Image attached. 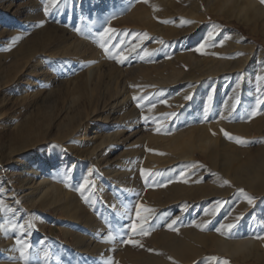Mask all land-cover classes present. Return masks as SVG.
I'll return each instance as SVG.
<instances>
[{"label":"rangeland","instance_id":"rangeland-1","mask_svg":"<svg viewBox=\"0 0 264 264\" xmlns=\"http://www.w3.org/2000/svg\"><path fill=\"white\" fill-rule=\"evenodd\" d=\"M209 1L59 0L58 5L53 6L46 0H0V85H3L0 88V180L4 187H1V190L5 192V195L0 192V225H3L0 227V232L5 238L11 240L10 242L13 241L10 243L12 248L14 247L20 252L26 251L24 254L27 257V264H56L50 257V253H47L49 259L40 257L41 254L43 256V252L52 247L57 248L62 256L61 264H144L151 256L159 253L165 254L162 251L166 244L186 241L181 237L180 229L193 228L198 221L199 223L206 222L205 209L221 205L222 198H218L206 207L203 201H198L193 205L195 207L193 213H189L185 217H181L174 203L168 204L167 207H161L164 202H162L160 191H163L168 184L180 180V176H177L176 165H155V162L163 163L177 153L173 151V148L169 149L168 147L175 142V134L189 125H207L215 120L214 111L217 102L209 103V116L195 117L196 111L201 110L200 105L196 110H193L192 104L196 101V95L201 93L200 97L203 100L207 99L205 97L211 100L213 97H209L210 88L215 79L224 81L226 86L231 84L233 86L236 85L235 80L239 75L249 72L245 69L242 74L225 72L221 76H215L216 78L210 76L201 83V87L190 95V102L181 110L169 108V104H166L167 98L159 100L158 98L162 97L167 90L157 88L151 80L165 73V75L169 74L174 68L183 72L182 79L189 75L192 77L210 72L218 66L222 59H232L231 61L235 59L236 53L225 54L226 52H224L223 48L228 44L236 47L240 45L253 46L254 54L259 53L261 60L252 57L249 63L254 60L255 64L256 62L263 63L264 69L263 23L261 21H242L238 16L233 15L234 13L230 14L232 12L224 6V0H220L221 2L219 0ZM260 1L264 2V0ZM45 7L49 9L47 13L44 11ZM135 15L136 17H134ZM139 15H142L141 20L138 19ZM41 24L42 26H40ZM158 26L161 29H158ZM109 29L116 31L109 32ZM47 31L54 38V40L51 39L49 48L57 49L59 47L57 49L59 52L53 50L55 53L63 52L70 44L71 46L74 44L75 46H84V48L81 47L83 52L54 57L38 54L36 58H38L37 61L41 60L43 63L40 69L43 72L39 70L38 77L35 76L36 78L33 79L31 75L33 64L31 63L32 66L30 63L27 65L31 69L23 67L24 63L28 61L25 58L27 50L14 51V48L18 39L23 44L24 40L43 37ZM160 31H164L167 40H158ZM192 33L194 34L190 39L189 36ZM79 42L81 43L79 44ZM102 44L104 47L101 46ZM105 47L109 49L107 52ZM49 48L48 51L51 50L49 53H54ZM85 51L86 53H84ZM242 53L244 52L240 51L239 55ZM85 55L90 58L84 59ZM140 63L147 66L146 70L140 68L136 71L135 67L140 66L138 65ZM21 67L23 69L18 75L17 70ZM98 67L102 69L100 73L96 70ZM89 70L95 72V75L89 76L90 90L96 88L97 83H100V105L104 103L111 90L118 87L120 93L118 96H130L136 109L135 112L145 113L137 119V124L141 123V136L139 135L138 142L134 144V149L132 147L133 150L131 148L115 149L109 155L112 166L115 168L113 171L117 170V174L122 173L125 175V179L136 176L140 183L148 175L152 178L153 183L150 184L151 181H148V185L145 184L141 190L130 194V196L119 198L114 195L113 199L116 201L118 199V205L113 202L110 203V206L103 204V200L89 191L90 188L96 187L97 182L102 178V173L92 161H98L101 159L99 156L101 152L106 154L108 151L107 148L103 151L98 147L102 136L112 135L119 130H127L124 123L115 122L112 125L113 122L102 124L92 121L89 133L90 138L94 139L91 140L92 142L90 140L86 142L62 141L59 137L62 135L63 128L54 129L52 127L51 134L55 135L52 141L39 144L37 150L32 153L33 156L37 153L38 157L45 161L54 158V164L44 177L58 185L60 191L66 194V202L62 204L49 201L50 203L43 204L41 201H30L24 198L23 194H19L22 190L13 179L18 169L5 162L10 144L9 139L15 132L14 126L20 127L29 120H41L45 114L54 118V123L58 124L56 123L58 116L65 113L69 107V101L63 98L64 92L78 87L83 80H86ZM14 74L16 75L14 76ZM45 75L50 76V82H45L43 77ZM11 76L14 78H10ZM15 78L19 79L15 80ZM32 80L36 82L34 83L36 86H33L32 89L34 92L39 90L38 95H34L31 88V91L28 90L26 83ZM6 81L9 83L4 85ZM134 81L135 83H133ZM181 82L174 91L179 100L185 99L193 85L190 80ZM262 84L264 85V80ZM136 87L140 88L142 96H146L148 99L146 103L140 102L139 97L136 98L137 95L134 91ZM47 94L49 95L46 97ZM26 96H29L28 101L23 99ZM158 103H163L165 107L160 111L161 114L153 107ZM253 106L244 104V102L243 104L235 102V112L240 114L237 121L243 119L241 122L244 123L249 120H258L263 113L260 121L264 123V103L261 104L260 110ZM147 109L150 111L149 113H146ZM13 123L14 126H12ZM98 131L101 135L94 137L93 135ZM209 132L211 135H216L212 129H209ZM228 133L233 135V139H228L230 144H243L238 143L236 138L243 141L244 136ZM251 141H249L251 143L249 146L253 148L260 144L255 138ZM86 156L93 157L88 159ZM193 164V169L197 171L210 166L200 153L196 154ZM89 171H91L90 175H88ZM206 174L199 180L201 184L219 186L215 182L216 171ZM221 178H223L222 185L232 184L225 175L222 174ZM85 181H88L87 185ZM153 189H159V191ZM111 190V193L114 192L113 188ZM263 190L264 188H261L249 193L247 189L238 187L235 188L234 197H239L242 202L250 204L254 208L263 207ZM194 191L195 188L188 185L187 189L184 188L183 194H190ZM155 192L157 193L155 194ZM250 198L251 203H249ZM228 201L231 202L228 204L226 201L224 207L221 205L216 217L213 216L212 220H208L204 224L207 226L206 232L204 231L206 235L229 237L226 234L227 206L235 201L233 197ZM14 202L18 204L17 211H13ZM140 205L154 211L145 213ZM65 208H78L80 215L75 218L76 220L71 219L74 216L66 214ZM112 208L117 209V215L112 213L110 210ZM121 208L127 210L126 219L121 216ZM137 210L140 211L141 216L150 217L151 227L147 235L140 231L141 221L136 216ZM172 221H176V223L170 228L169 224ZM20 225H23V229ZM133 225H136L135 230H132ZM101 226L104 227V230L99 228ZM107 227L108 229H106ZM144 227L148 228L149 226L146 224ZM76 238H78V242H76ZM129 241H138L139 243ZM262 248L264 249V245ZM107 255L109 256L105 258ZM169 260L172 261L168 262L169 264H179L173 259ZM225 261L227 264H261L254 258L245 260L241 256L221 255L216 247L208 249L192 264H224ZM0 262L5 263V259L0 258ZM14 262L13 260L7 261L8 264H15L16 262Z\"/></svg>","mask_w":264,"mask_h":264},{"label":"bare ground","instance_id":"bare-ground-1","mask_svg":"<svg viewBox=\"0 0 264 264\" xmlns=\"http://www.w3.org/2000/svg\"><path fill=\"white\" fill-rule=\"evenodd\" d=\"M224 6L230 12H232H229L230 14L234 13L233 15L238 16L242 21H261L264 26L263 1L224 0ZM141 16L139 15L138 19H140ZM134 17H136V15ZM159 28L160 27L158 26V29ZM164 31H160L158 33L160 37L158 38L159 41L167 40ZM193 34L194 33L189 36L190 39L192 38ZM52 37V34L48 33L47 31L43 35V37H40L39 39L34 38L24 40L25 43L23 44L18 39V43L14 48V51L27 50L25 58L28 61L24 63L23 67H27V65H29L28 63H30L31 66L33 64V71L31 73L33 79L36 78L35 76H37L39 70L43 65L41 60L37 61L38 58H36V56L38 54L42 53L43 55L47 54V56L54 57L57 55H75V53L77 54L78 52H83L81 47L84 48V46H75L74 44V46L72 45V47L70 44L68 48H63V52L59 54L55 53L56 51H58L57 49H59V47H57V49L49 48L51 39L54 40V38ZM192 42H195V40H192ZM80 43L81 42H79V44ZM247 46L245 47V45H240L236 47L232 44H228L227 46H225V48H223L224 52H226L225 54L236 53L235 59H233V61H231L232 59H222L219 62L218 66L210 72H205L202 74L200 73V75L192 77H190L189 75L187 78L182 79L181 75L183 72L174 68L169 74L165 75V73L164 75L151 80L152 83L156 84L155 86L157 88H164L167 90L166 93L158 99L162 100L164 98H167L166 104H169V108H176L177 110H181L182 107H185L190 102V99L188 97H190V95H192L194 91L201 87V83L210 76H221L225 74V72H238L242 74L245 69L247 70V72H249L245 75H239L238 79L235 80L236 85L233 86L232 84L226 86L227 84H225L224 81L215 79L210 88L209 95V97H213L211 99L213 101H211L208 97H205L207 99L203 100V98L200 97L201 93L196 95V101L192 104L193 110H196L200 105V109L202 111L200 110L198 112L196 111V113L194 112L195 117L209 116V103L217 102L214 111V113L216 114L215 120L212 119V123L207 125H189L178 134H175V142L168 147L169 149L173 148V151L177 153L168 160L166 159V161H164L163 163L155 162V165H176L178 168L177 176H180V180L168 184L167 187L165 186L164 190L160 191V194H162V202H164L161 207H167L168 204L174 203L175 208H178L181 217H185L189 213H193V211L195 210V207L193 205L198 201H203L206 207L207 205L212 204L213 201H216L218 198H222L221 205L222 207H224L226 201L229 204V202L231 201L228 200L233 197V200L235 202L231 203L230 206H227L228 214L226 220L228 221V225H234L231 229L227 228L226 234L229 235V237H222V235L210 236L204 233V231L207 230V226L204 224L208 220H212L218 215L221 205L217 207H207V209H205V214H207V217H205L207 218L206 222L199 223L198 221L193 228L180 229L179 233L183 239H186V241L181 240L176 243L166 244L164 246V251H162V253H165L166 255L159 253L158 255L151 256L150 258H147L144 264H169L168 262L171 261L169 259H173V261L175 260L179 264H192L212 247H216L219 254L221 255L228 254L231 257L241 256L245 260L254 258L257 260V262L264 264V249L262 248L264 245V204L263 207L257 205L258 207L254 208L250 204L242 202L239 197H234L235 188L238 187L247 189L249 193L264 188V123L260 121L263 113L258 120L254 119L251 121L249 120V122L243 123L241 122L243 119L241 121H237V118L240 116V114H237L234 108L235 102H242V104L244 102V104H252V106L254 105L253 107L255 109L260 110L261 104L264 103V85L262 84V81L264 80V69L262 67L263 63L256 62L255 64V60L249 63L252 57H255L258 60H261V58H259V53L257 55L254 54L253 46ZM48 48L52 49V52H54L55 50L56 51L54 53H49L51 50L48 51ZM240 51H243L244 53L239 55ZM84 53H86V51ZM93 53L95 55L96 52L94 51ZM90 54L92 55L91 51ZM88 58L90 57L86 55L84 56V59ZM138 65L140 66L135 67L136 71H138L140 68H145L144 70H146L147 68L144 63H140ZM27 68L31 69V67ZM21 69L23 68L21 67L17 70L18 75ZM96 70H98V73L102 71L101 67H98V69ZM40 71L43 72V70ZM93 72V70H89L87 72L88 78L86 80H83V82L78 87L68 89L66 92H64L63 98L69 101V107L65 110V113H61L58 116V120L56 122L58 124H55V119L51 118V116L47 114H45L41 118V120H29L24 122L20 127L14 126L15 122L12 124V126H14L15 128V132L10 136V144L8 145V153L6 155L7 160L5 162L6 164L8 163L10 166L18 169L17 172H15L16 175L14 174L15 177L13 179L21 188L22 191L19 194H23L24 198H27L30 201H41L43 204H46L49 201L62 204L63 202H66V194L60 191L58 185H56L50 179L44 177L45 173H47V171L50 170L52 164H54V158L45 161L41 160V158L38 157L37 153L35 154V156H33L32 153L37 150V146L39 144L52 141V138L55 136L51 134L52 127L54 129L63 128L62 135L59 137L60 139H62V141L76 140L86 142L88 140H94L89 136V133L91 132L90 129L92 127L90 123L92 121L96 123L100 122L102 124L113 122L112 125H114L115 122L124 123V126L127 130H119L112 135L102 136L98 147L103 151H105L107 148L108 151L106 154H103V152H101V154L99 155L101 156V159H97L98 161L92 160L95 163L94 166L96 165L97 169L102 173V178L97 182L96 187H93V189L90 188L89 191L103 200V204H107L108 206H110V203L113 202L114 204L118 205V199L116 198L117 201L113 199L114 195H117L119 198L130 196V194L141 190V188H143L148 181L150 182L152 180V178L147 175L140 183L139 178H137L136 176L133 178L131 177L129 179H125V175H123L122 173L117 174V170L113 171V169L115 168L112 166L109 155H111V153L115 149L126 150V148H133L134 144L138 142L139 135L141 134V123L137 124V119L139 116L141 117L144 112H135L136 109L130 96H118L120 94L118 91V87L112 89L110 94L105 98L104 103L100 105V83H97L96 88L91 90L88 83L89 78L92 75H95V72ZM16 74H14V76ZM48 75L43 76L46 83L50 82L51 80L49 79L50 76ZM10 78L14 77L11 76ZM18 79L15 78V80ZM136 79H138V77H136ZM181 79L183 80V83L186 80H190L193 85L190 92H188V95H186L185 99L179 100L174 94V91L180 85V82L182 81ZM7 81L6 83H4V85L9 83ZM34 83L36 82H34L33 80L26 83L28 85V90H30V88L32 89L33 86H36V84ZM133 83H135V81ZM2 86L3 85L1 84L0 88ZM134 91L137 95L136 98H140V102L146 103L148 101V99H146V96H142V90L140 88L136 87L134 88ZM33 93H35L34 95H38L40 92L39 90H36L35 92L33 91ZM48 95L49 94H47L46 97ZM28 97L29 96L24 97V101H28ZM164 108L165 107L163 106V103H158L155 105L154 110H157V112L160 113V111H162ZM149 112L150 111L148 110L146 113ZM209 129H212L216 135H211ZM125 131H127V133H125ZM225 131L244 136L243 144H230L228 141L229 138L224 134ZM99 135L101 134L98 131L93 136L98 137ZM253 138L257 139L260 143L256 148L249 146L252 143L251 140ZM249 141H251V143ZM132 148L131 150L134 149ZM197 153L202 154L205 157L206 162L209 163L210 166H207L204 170H194L193 162L196 158ZM86 157L88 159H91L93 156ZM210 171L217 172L215 182H217L219 186L213 187L212 184L205 186L204 184H201L199 182V180H201V178L207 175L206 173ZM90 173L91 171H89L88 175H90ZM220 174L221 176L222 174L225 175V177H227L232 184L227 186L222 185L223 178H221ZM1 182L2 181L0 180V183ZM152 183L153 181H151L150 184ZM188 185H192L195 188V191L190 194H183L184 188L187 189ZM2 186L3 183L0 184V192L4 194L5 192L1 190ZM112 188L114 189V192L111 193ZM208 189H211L212 191L209 192ZM153 190L159 191V189ZM262 192L264 194V190ZM156 193L157 192H155V194ZM4 204L6 205L7 203ZM18 209V204L14 202L13 211H17ZM110 210H112V213L117 215V209L112 208ZM65 211L66 214L69 213L74 216L72 218L70 217L71 219H75L78 215H80V210L78 208H65ZM126 212V209H120L122 218L126 217ZM203 227L204 229H202ZM99 228L101 230H104V227L102 226ZM106 229H108V227ZM77 239L78 238H76V242H78ZM10 241L11 240L5 238L0 232V258L5 259V263L0 262V264H8V260L15 261V264H27V257L24 254L26 253V251L20 252L17 251L14 247L12 248L10 243H12L13 241ZM47 253H50V257L56 264H61L60 260H62V256L59 254L57 248L52 247L51 249H47L45 252H43V256L41 254L40 257L49 259ZM108 256L109 255L105 256V258Z\"/></svg>","mask_w":264,"mask_h":264},{"label":"snow or ice","instance_id":"snow-or-ice-1","mask_svg":"<svg viewBox=\"0 0 264 264\" xmlns=\"http://www.w3.org/2000/svg\"><path fill=\"white\" fill-rule=\"evenodd\" d=\"M46 2H47L48 4H51V5L55 6V5H58L59 0H46ZM48 10H49L48 7H45V8H44L45 13H47ZM40 26H42V24H41ZM115 31H116L115 29H109V32H115ZM109 38H110V37H109ZM101 46L104 47L103 44H102ZM202 47H203V46H202ZM108 50H109V49H108L107 47H105V51L107 52ZM121 62H122V61H121ZM188 98L190 99V97H188ZM134 99H136V98L134 97ZM153 107H155V105H153ZM145 119H147V117H145ZM224 134H225V136L228 137L229 139H233V137H232L228 132L225 131ZM236 139H237V142H238V143H243V141L240 140L239 138H236ZM87 183H88V181H85V184H87ZM226 183H227V182H226ZM82 187H83V185H82ZM241 191H243V190H241ZM251 202H252V200H251V198H250V199H249V203H251ZM140 208H143V211H144L145 213H152V212L154 211L153 209H150V208H144L143 205H140ZM136 216L139 217V218H140V221H141V223H140V231H141V233L144 234V235L149 234V228L151 227V225L149 224V219H150V217L147 216V215H145V216H141V213H140L139 210L136 211ZM175 223H176V221H172V223L169 224V227L172 228V225L175 224ZM146 224H148V226H149L148 228H145V227H144V225H146ZM233 226H234V225H228L227 228H228V229H231ZM0 227H3V225H0ZM20 227H21V229H23V225H20ZM135 228H136V225H133V226H132V230H135ZM174 230H175V229H174ZM217 231H220V229H217ZM129 242H131V243H136V244L139 243L138 241H129ZM141 246H142V245H141ZM224 264H227V262L225 261Z\"/></svg>","mask_w":264,"mask_h":264}]
</instances>
